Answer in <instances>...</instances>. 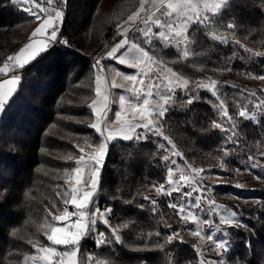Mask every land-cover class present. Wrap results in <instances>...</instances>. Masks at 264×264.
<instances>
[{"label": "trees", "instance_id": "16d2710c", "mask_svg": "<svg viewBox=\"0 0 264 264\" xmlns=\"http://www.w3.org/2000/svg\"><path fill=\"white\" fill-rule=\"evenodd\" d=\"M139 6L140 0H67L62 29L69 44L56 45L55 52L49 50L51 55L44 60L38 57L22 73L17 102L5 113L0 126V264H24L26 255L35 254L27 243L29 239L39 240L38 245L50 244L42 229L51 222L50 214L63 208L60 191L68 188L65 169L74 168L80 155L75 144L83 145L85 137L99 143L97 134L88 126L93 114L87 104L91 103L95 88L92 66L119 40L116 25H122ZM27 7L21 0H0V63L20 47V39L30 35L34 27L35 22L24 10ZM233 21L236 28L227 29L226 25ZM214 23L217 29L207 31L226 34L229 44L211 41L205 29L196 26L189 33L196 46L188 60L178 57L171 48H163L160 41L155 43V51L148 50L193 82L206 76L219 81L221 89L243 91L252 85L250 74L264 75V57L255 56L264 52V0H231ZM221 24L225 27H219ZM132 31L129 39L145 46L138 29ZM246 48L251 52H246ZM229 67L231 71L226 70ZM177 96L183 106L170 110L164 124L165 135L194 165L216 167L225 160L221 148L225 134L212 127L213 120H221L207 102L216 103L215 99L204 90L191 105L187 96L179 92ZM233 106L232 101L227 102L231 115L237 113ZM236 118L241 121L239 129L247 138V145L243 155L236 152L230 166L242 168L244 156L252 157L264 148V116L257 121L239 114ZM159 143L152 137L146 143L119 140L110 144L98 205L101 209L113 208L110 223L114 227L128 224L129 228L122 229L123 245L114 242L97 248L94 236L83 241L79 257L85 264L89 253L93 259H104L106 264H199L200 256L193 247L199 245L198 238L190 234L188 225L181 228L179 216L168 207L177 201L175 195L157 199L158 215L151 212L152 205L143 198L156 197L151 185L159 186L166 178L163 161L156 159L167 153L158 150ZM169 147L165 144L166 149ZM69 155L72 160L65 159ZM242 172L252 192L239 195L232 191L231 176L229 183L220 184L222 191L218 192L240 199L236 209L246 219L240 228L230 229L232 250L225 264H264V177ZM161 217L172 229L157 224ZM14 229L18 230L16 236L12 235ZM99 230L107 234L104 226ZM157 230L162 238L149 241L147 233ZM172 231H179L183 243L177 238L163 249L156 248L155 244H163V237ZM141 233L143 240L137 239ZM144 244H148L145 250H135Z\"/></svg>", "mask_w": 264, "mask_h": 264}, {"label": "snow or ice", "instance_id": "6c2138e0", "mask_svg": "<svg viewBox=\"0 0 264 264\" xmlns=\"http://www.w3.org/2000/svg\"><path fill=\"white\" fill-rule=\"evenodd\" d=\"M16 2L17 0H13V3ZM21 2L29 5L24 10L30 14L35 24L30 35L26 37V42L0 63V115L5 114L17 102L22 73L29 69L33 61H36L37 57L44 60L51 55V52L56 51V45L67 46L69 44V40L63 38L62 29L67 0H56V2L54 0H40V2L21 0ZM146 3H149V0H140V7L127 17V21L123 25H116L117 35L121 38L110 49H106L99 59H95L92 66L96 71L95 98L87 104V107L93 114V119L88 126L97 134L99 143L85 137L83 145L75 144L80 155L75 160L74 168L70 171L65 169L68 188L62 198L63 208L62 210L57 208L59 214H50L51 222L42 229L44 237L50 244L38 247L39 240L34 242L29 239L27 243L35 249V254L26 255L24 264H85L83 259L78 258V253H80L82 242L92 236L95 237L94 242L97 248L114 242L124 244L121 232L122 229H128L129 225L114 227L110 223L113 208L106 206L101 209L98 205V193L103 182L102 174L109 145L117 139L146 143L152 137L162 138L170 147L166 149L165 143H159L158 150H164L168 154L156 157V159L163 161L162 167L166 168V178L159 186L155 183L151 185L155 189L156 197L148 195L143 197L152 205L151 212L158 215L157 199L160 196H171L175 192L178 194V199L176 202H170L168 207L179 216L181 228H186L191 222L194 228L188 229L190 234L201 242L205 239L211 241L218 256L222 251L224 255L231 251V245L227 239L228 232L224 231L221 226L240 228L242 226L240 216L232 208L225 207L211 198V189H205L203 186L205 179L203 173L209 170L193 167L187 163H185V168L177 165L173 157H181L182 153L177 149L176 144L164 134V124L170 110L183 106L177 93L187 96V103L191 105L199 99L200 90L207 91L216 103L207 102L216 110L219 118L231 122L230 127L225 128L222 123L212 121V127L225 134V141L221 148L223 156L227 158L230 155L229 144L235 146L238 140L234 131L236 124L229 115L225 100L221 99L220 82L206 76L193 82L154 58L148 50L155 51L154 45L160 41L163 48L173 49L178 57L186 61L194 55L190 51V46L195 47L196 40L190 38L189 33L196 26L205 29L206 36L211 41L218 42L220 45L229 44V37L226 34H217V30L211 32L207 30L217 29L214 20L222 15L223 10L230 5V0H158V2L151 0L150 7H146ZM140 24L143 27L138 28V31L141 33L142 43L145 46H141L138 42H131L128 38L129 29ZM219 27H225V25L221 24ZM226 28L235 29L236 22L228 23ZM234 42L239 43V41ZM245 51L251 52V49L246 48ZM255 56L264 57V52H257ZM106 59L118 61L120 65H127L135 72L125 74L113 70L114 75L109 81L102 64V61ZM226 70L231 71L232 69L229 67ZM18 72L20 74H17ZM117 77L120 78L121 83H117ZM259 79L264 80V75ZM115 89L127 92L128 95L119 96V110L115 112V120H113L109 113L115 101L110 97ZM190 92L195 94L190 95ZM241 96H244L243 92ZM256 106L264 107V100H259ZM238 114L240 117L253 118L248 116L243 108ZM77 122L87 123L86 121ZM65 159L72 160V156L69 155ZM257 166L253 165V167ZM225 167L226 163L222 161L219 168L224 169ZM185 169H187V174H185ZM256 178L260 179V177ZM236 186L242 187L240 184ZM194 193L196 195L192 199ZM113 199L115 200L116 197ZM202 204H206L207 209L202 207ZM69 207L74 210L69 211ZM140 207L143 209L144 205ZM205 211L208 212L209 219H202ZM212 217L218 218L219 223H214ZM157 224H162L166 230L173 227L164 222L162 217ZM101 225L105 227L107 234L105 231L98 230ZM203 225L208 226L210 234L207 236L202 235ZM17 231L14 229L12 235L16 236ZM218 232L222 234L216 236ZM153 237L157 240L161 239V232L157 230L147 233L149 241ZM177 238L183 243V237H180L179 231H172L171 234L163 237V244L156 243L155 247L163 249L165 245L174 243ZM137 239L143 240V233L138 235ZM61 246H63V251L60 250ZM147 247L148 244H144L135 250L143 251ZM193 247L200 256L199 264H217L215 260L203 259L201 249L195 245ZM92 260L93 256L89 253L87 264H91ZM220 264H224L223 260Z\"/></svg>", "mask_w": 264, "mask_h": 264}, {"label": "rangeland", "instance_id": "374dc122", "mask_svg": "<svg viewBox=\"0 0 264 264\" xmlns=\"http://www.w3.org/2000/svg\"><path fill=\"white\" fill-rule=\"evenodd\" d=\"M54 2H56V0H54ZM157 2H158V0H157ZM150 3H151V0H149V3H146V7H150ZM154 30H156V29L154 28ZM131 31L134 33L136 31V29H133V27L130 28L128 34ZM119 39H120V37H119ZM130 41L134 42L133 40H130ZM24 42H26L25 36L22 37V39H20V42H19L20 47L22 46V44ZM117 42L118 41H115L111 46H113ZM192 49H193V47L190 46L191 52H192ZM17 50H15V51H17ZM15 51H13V52H15ZM13 52H11L9 55H11ZM150 54H152V53L150 52ZM152 55L154 56V58L158 59L154 54H152ZM5 58H6V56H5ZM37 59H38V57H37ZM158 60H160V59H158ZM160 61L163 64H166L167 67L172 68L165 61H163V60H160ZM113 70L119 71V72H124L125 74H134V72H135V70L129 68L127 65H120L118 63V61H113V60L107 59L106 60V67L104 68V73L108 77L109 81H111V78L114 75ZM17 74H20V73L18 72ZM95 76H96V71H95ZM260 76L261 75H257L255 73H254V75L250 74L248 79L252 83V85L250 87L245 88L243 91H239V90L228 91L226 89L219 88V91L221 94V99L225 100L226 104L228 101H232V105H234L233 107H235L234 110L237 111V113H234V115H231L230 113H229V115L232 117V121L235 122V124H236V128L234 129V131L236 132V138L238 140V144H236L235 146L229 144L230 155L227 158H224L225 160H222L223 162L226 163V167L224 169L219 168V164L222 161L218 165H216V167L215 166L202 167V166L194 165V163L192 161L185 158L183 155L181 157H173L174 159H176L177 165H179L180 168H185V163H187V164H191L193 167L209 170V171L203 173V175L205 177V179L203 181V186L205 187V189H208V188L211 189L210 196L217 203L224 205L225 207L232 208L234 211H236L238 213V215L240 216L242 223H244L246 221V219H245L244 215H242V213L237 211V209H236L241 204L240 199L235 198V197L230 196V195H228V196L227 195H219L218 192L222 191L220 184L229 183L230 179H233V181L231 182L232 185H230V189L232 191H234L236 194L242 195L245 192L246 193L252 192L249 190V188H251V187H249L247 182L242 178V175H243L242 171H251L253 173L258 174L261 177H264V155H262V153H264V148L262 150L255 152L254 156L252 155V159H249V156H244L242 159V162H243L242 168H240V167L234 168V167L230 166L231 160L234 161L236 159V156H237L236 152L243 155V151L247 145V138L243 137V135L241 134L240 129H239V125H241V123H240L241 121L236 118L238 116L239 111H240L239 108H243L248 113V116L253 117L251 120H254V121H257L259 118L264 116V107H257L256 106L259 103V100H264V80L259 79ZM116 81H117V83L122 82L119 77L116 78ZM94 86H95V78H94ZM242 92L244 93L243 97L241 96ZM121 94H123L125 96L128 95L127 92H122L120 89H115L113 91L112 96L110 97L111 100L115 101V104L112 107V111L109 113L110 117L113 120H115V112L119 110V96ZM191 94L194 95L195 93L192 92ZM199 94H200V92H199ZM222 94H224V95H222ZM253 94H255V95L253 96ZM250 97H251V99L249 100ZM94 98H95V92H94L93 99ZM237 104H239V107H237ZM240 106H243V107H240ZM4 116H5V114L0 115V126H1V123L3 121ZM243 118H245V117H243ZM246 118L249 119L248 117H246ZM220 123H222V126L225 128H229L230 124H231V122H229L227 120H222V119L220 120ZM155 138L157 141H160V143H165L162 138H158V137H155ZM119 140H122V139H117L114 141H119ZM114 141H112V142H114ZM166 154H168V153H166ZM254 164L258 165V166L253 167ZM185 174H187V169H185ZM230 176L232 178L229 179ZM238 184L242 185V187H237L236 185H238ZM66 190L67 189H62L60 191V195L62 198H64ZM172 194L175 195V198L177 200L178 194L175 192H173ZM195 195H196V193L193 194L192 199H194ZM255 196L256 197H254V198H257V195H255ZM218 199L219 200L223 199V200L227 201L228 203L220 202ZM246 200H250V199H246ZM201 206L204 207L205 209H207L206 204H202ZM73 210L74 209L72 207H69V211H73ZM193 210H195L194 206H193ZM55 214H59V212H56ZM202 219H209V215H208L207 211H205L203 213ZM212 219H213L214 223H219L218 218L212 217ZM188 227L190 229H192V228H194V225L191 224V222H190L188 224ZM221 228L224 231L228 232L227 239L230 240V234L229 233H230V229L232 227L229 228L227 226L222 225ZM203 229L204 230L202 232V235L207 236L208 234H210L207 225H203ZM221 234L222 233L218 232V233H216V236H219ZM216 236H214V238H216ZM229 243L231 245V250H232V244L230 241H229ZM198 244H199L198 247L201 249V252L203 253V259L215 260L217 262V264H220L221 260H223L224 264L226 263V258H227L226 256L227 255H224V253L222 251L220 256H218L216 251H214L215 246L211 243V241H208L205 239V241L201 242L198 239ZM39 246H44V245H38V247ZM60 250L61 251L64 250L63 246L60 247ZM78 258L80 259L79 253H78ZM91 264H106V261L100 257L95 256L93 261L91 262Z\"/></svg>", "mask_w": 264, "mask_h": 264}, {"label": "built area", "instance_id": "2783aa9c", "mask_svg": "<svg viewBox=\"0 0 264 264\" xmlns=\"http://www.w3.org/2000/svg\"><path fill=\"white\" fill-rule=\"evenodd\" d=\"M140 27H143V25L142 24H140V25H134L133 26V29H138V28H140ZM102 56V55H101ZM100 57V56H99ZM99 57H97L96 59H99ZM102 64H103V66H104V68H105V60L104 61H102Z\"/></svg>", "mask_w": 264, "mask_h": 264}]
</instances>
